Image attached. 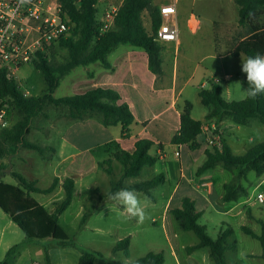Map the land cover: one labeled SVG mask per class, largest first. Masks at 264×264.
Returning a JSON list of instances; mask_svg holds the SVG:
<instances>
[{
  "label": "trees",
  "instance_id": "16d2710c",
  "mask_svg": "<svg viewBox=\"0 0 264 264\" xmlns=\"http://www.w3.org/2000/svg\"><path fill=\"white\" fill-rule=\"evenodd\" d=\"M62 11L72 25L70 35L58 39V46L66 51L63 63L57 66L50 64L45 51L38 50L34 53L30 63L41 72L46 89L42 96L32 97L24 95L16 87L13 77L0 71V99L18 111L22 117L11 127L0 131V159L14 157L19 148L36 151L40 156L44 155L46 148L41 145L30 143L27 136L30 132V122L38 116L45 106L62 108L66 118L72 121H82L96 118L104 127L121 128V133L127 132L133 123V116L125 103H120V96L113 90L96 88L83 94L55 99L52 94L58 86L59 80L67 72L78 66H87L98 62L104 69H110L107 62V54L115 46L130 45L141 48L147 55L148 68L151 73L161 77L160 47L154 40L153 35L146 32L142 23V13L146 12L150 18L151 30L154 34L160 25L158 7L151 0H124L116 17L114 28L103 35L97 34V10L94 8L95 0H81L75 4L71 0H59ZM237 6V25L241 30L231 38L228 54L238 57L243 54L246 59L256 53L264 54V0H233ZM244 90L247 88V80L240 81ZM209 89L198 91L200 103L208 109L204 116L206 121L218 124L224 119H229L235 125L244 126L250 120H256L264 125V94L257 98H245L239 102H226L221 96L220 86L209 83ZM191 116V104L185 102L179 115V130L171 138V144L185 145L190 151L199 148L197 137L201 134L202 123L194 120ZM151 143L146 140H137L133 153L120 151L115 144H110L107 160L100 164L104 167L107 175L111 176L112 162L121 166V175L117 183L113 185L111 193L121 188L134 189L137 192L150 197V191L163 182V176L139 182L131 186H123L124 182L131 178H137L142 169L153 166L157 162L155 157L149 155ZM204 161L196 170L200 176L204 172L220 165L224 171L234 174L235 179L223 186V201L235 202L241 197L242 190L239 180L244 179L246 173L253 172L259 178L264 174V141L249 148L243 155L235 156L231 150L222 143V150L218 152L206 150ZM108 165V166H106ZM10 174L16 181L17 186L5 184L1 178ZM58 185V179L54 178L46 189L37 188L34 181H28L20 174L11 172L6 166L0 165V210L29 240H53L60 246L69 244V238L57 224V217L61 215L71 204L74 193V181L65 178L62 183L63 199L52 214L48 212L30 197V194L49 195L54 192ZM170 214L176 221L179 230L191 232L197 238L195 246L188 247L187 252L206 248L210 252L214 264H226L225 252L236 249L235 242H230L232 236L231 227L220 231L215 239L210 238L205 226L198 224L201 213L198 212L190 198H183L181 206L170 210ZM261 233L255 234L248 227H241L243 234L260 242L262 247L261 258L264 261V222H261ZM129 238L118 241L112 249V253L121 252L127 255ZM10 252V251H9ZM9 252L6 256H8ZM101 257L100 253L82 251L76 264H94ZM46 264H50L45 254ZM6 260V259H5ZM161 253H148L143 257L125 264H163ZM2 264H6L3 261ZM110 264H124L112 262Z\"/></svg>",
  "mask_w": 264,
  "mask_h": 264
},
{
  "label": "crops",
  "instance_id": "0c3cea01",
  "mask_svg": "<svg viewBox=\"0 0 264 264\" xmlns=\"http://www.w3.org/2000/svg\"><path fill=\"white\" fill-rule=\"evenodd\" d=\"M174 17L178 32L176 41L158 43L162 69L161 77H157L149 71L147 55L141 48L119 44L107 54V62L111 67L110 69H104L96 62L87 66L75 67L60 78V80L65 77L68 78L67 91L71 92L70 96L83 94L96 88L115 91L120 96V103H125L128 106L134 121L124 134L121 133L119 126L104 127L98 119L89 117L82 121H72L60 117L58 120H53L55 122L54 125L46 124L45 129L41 131L42 133H39L36 139L38 137L42 139L44 144L39 145L46 148L44 155H39L41 163L49 164L52 169L47 187L50 186L54 178L58 179L56 189L49 194L51 195L50 198H54L63 192V180L71 178L74 181V190L77 186L80 187L83 193L86 194L84 201L89 202L91 199L87 194L93 193L96 190L95 187L102 182L101 179L96 180V176L101 171L100 164L107 160L109 151L113 150L109 149V145L113 143L117 145L120 151L131 154L135 149L137 140H146L152 144L148 152L149 155L155 157L162 164L167 163V171L169 172L166 173H170L173 178V187L160 193V195L164 196L165 202L162 213L166 218L169 217V210L179 208L182 199L185 197L189 198V195L202 200L206 205L213 206L230 220H236L238 217L242 220L243 215H246V208H251L242 199L231 203L224 202L223 186L226 183L216 182L212 175L208 174L210 170L200 176L195 174L197 168L203 163L204 152L206 150L210 151L204 144V136L208 133L201 132L197 137L196 142L200 146L194 151H190L185 145H172L170 141L172 136L179 130V115L185 102H188L191 104L190 117L201 122L202 126H205L210 132L214 129L221 142L228 146L230 150L236 143L241 145L244 142V139L238 134V124L236 125L237 129L234 130L227 123L229 119H224L218 124L213 121H206L204 116L207 114L208 109L204 106L205 111L201 116L202 118L195 117V111L201 105L198 91L209 89V83L219 86L217 77H222L225 80L223 88L220 87L221 96L222 89L226 91L228 99L238 92L236 85L241 84L240 81L246 77L241 71L242 61L246 60V57L240 54L234 58L228 54V51L218 53L215 46L216 27L211 30L203 28L199 16L192 11H180L178 3L176 16ZM142 23L146 32L150 34L151 23L149 29L145 28L143 21ZM211 23L213 24V22ZM213 63H215V66ZM234 88L235 92L233 93ZM239 96H242V93H239ZM53 98L55 97L53 96ZM250 121L244 126L249 125ZM229 122L231 121L229 120ZM248 138L247 142H252V138ZM79 140H84L85 144L81 145ZM113 164L119 168L117 162L111 163L112 168L114 167ZM156 166L157 163L153 164V166L144 167L142 171L145 168L154 169ZM102 174L104 176L103 181L109 188V192L111 188L109 175ZM160 175L163 176L161 184L165 185L167 178L163 172ZM258 179V184L261 185L264 182V174ZM31 181L37 183V178ZM134 184L137 183H130L126 180L123 186ZM43 189H46V187ZM178 193H180V196L175 205L172 206ZM190 199L192 200V198ZM109 201L112 202L108 197L93 207L83 203L79 216L82 215L83 217L86 215L88 218L87 208L89 213H91L93 208L103 206ZM193 203L195 202L193 201ZM40 205L42 206L43 204L40 203ZM119 207L123 210L122 206ZM197 211L201 213V211ZM52 213L48 212V214ZM250 214L251 218H253L252 210ZM174 222L176 223L175 220ZM258 222L261 223L262 221ZM151 223H154L153 219ZM79 226L83 230H88L87 219L83 224L79 223ZM49 240L47 239L46 241ZM11 250L12 248L8 249L6 255L9 251L10 254ZM40 253H37V256L35 255L32 259L28 258L29 260L26 264H46L45 254L48 256L49 263L52 264L51 256L46 249H42ZM9 254L8 256L5 255L6 260L4 259L3 261L9 264L11 259L15 258V264H18L23 255L27 254V249H16L13 256ZM170 256L177 261V253L171 246ZM61 257L65 261L66 256L62 254ZM246 257L249 258L251 256L246 255ZM77 260L76 262H71V264H76Z\"/></svg>",
  "mask_w": 264,
  "mask_h": 264
},
{
  "label": "rangeland",
  "instance_id": "374dc122",
  "mask_svg": "<svg viewBox=\"0 0 264 264\" xmlns=\"http://www.w3.org/2000/svg\"><path fill=\"white\" fill-rule=\"evenodd\" d=\"M169 0H152L153 5L159 6L163 3H167ZM178 9L180 11H192L199 16L202 21L203 28L211 30L215 29V46L218 53H223L229 50L230 40L241 30L237 25V6L233 0H177ZM142 21L146 29H149L150 18L146 12L142 13ZM213 22V24L211 23ZM228 25V26H224ZM72 26V25H71ZM65 34V37L70 35V29ZM30 28V27H23ZM35 37V33L29 35L27 42L31 43ZM45 55L53 66L60 65L66 58V51L58 46V40L54 41L49 48L46 49ZM216 63V62H215ZM215 63L213 65L215 66ZM206 65V63H205ZM11 77L14 78L16 87L24 95L38 97L42 96L46 89L43 76L40 71L36 70L31 63L25 64L18 68L17 71L11 72ZM246 76V74H245ZM246 78V77H245ZM219 86L223 88L225 80L222 77H217ZM68 78L60 80L58 89L54 93L55 98H63L70 96L71 92L67 91ZM237 93L233 94L228 99L226 91L222 89V97L228 101L239 102L245 98V90L241 84L236 85ZM241 91V92H240ZM235 92V88L233 93ZM242 93V96H239ZM205 109L203 106H198L195 111V117L202 118V114ZM66 112L62 108H56L53 106H45L43 111L36 116L30 122V132L27 136V141L34 144H44L39 137V133L45 129L46 124H55L54 119L65 118ZM22 115L9 107L7 118L9 127H11L16 121L21 119ZM227 123L237 129V126L229 122ZM208 127V126H207ZM238 134L244 139V142L232 147V154L235 156H241L245 150L251 148L253 145L264 141V125L260 124L256 120H251L247 126H239ZM236 134V133H234ZM252 138V142H247ZM81 145L85 144L84 140H79ZM204 161V160H203ZM157 166L154 169L145 168L138 178L129 179L127 182L139 183L153 179L160 175L162 172L167 178L165 185L159 184L158 187L153 189L150 193V197H147L141 192H137L140 195L142 203L146 204L147 219L143 223H137L136 219H127L123 210L119 205L112 201L107 202L103 206L93 208L89 213L88 218L82 215L79 216L80 208L82 204L93 207L106 200L111 193V189L114 184L117 183L121 174V166L119 168L115 165L113 167L112 175L110 179V191L103 181L105 173L104 167H101V171L96 176V180L101 179V184L95 187L93 193H88L87 196L91 199L89 202L84 201L86 194L83 193L80 187H76L73 193L72 203L69 208L61 213L57 217V224L61 230L69 238V244L60 246L53 240H29L23 233L11 222V220L0 210V264L6 259V252L11 249L10 256H13L16 249L25 248L27 254L23 255L18 264H26L28 258H34L42 252V249H46L51 256L52 264H71L76 262L79 254L82 251L97 252L101 254V257L97 258L95 264H110L112 262L128 263L135 261L148 253H161L163 255V264H214L210 257L208 249H198L192 252H187L188 247L195 246L198 241L195 235L191 232H183L179 230L177 224L174 222V218L170 214L169 217L162 213L164 206V196L160 195L161 191L170 190L173 185V178L167 171L168 164H162L156 162ZM0 165H4L11 172L20 174L28 181L37 178V188H45L49 184V180L52 174V169L49 164L41 163L39 154L36 151L19 148L14 157L1 158ZM108 166V165H106ZM175 167V166H173ZM237 168L234 170V174L224 171L220 165H217L214 170L208 171L209 175H212L216 182H225L226 184L232 182L236 176ZM106 174V173H105ZM258 178L254 176L253 172L246 173L244 179H240V185L242 190L239 192V196L245 201L248 207L246 208V215H243L242 220L238 217L236 220H230L228 217L222 215L213 206L206 205L202 200L192 197L196 209L201 211V216L198 219V224L205 226L207 234L210 238L215 239L218 233L224 230L226 227L232 228V236L230 242H235L236 251L226 252L225 259L226 264H264L262 255V247L260 242L250 238L241 231V226L250 228L256 234L261 233V224L258 221L264 222V203H258L255 197L258 193L264 192V182L259 185ZM1 181L5 184L17 186V181L10 175L5 174ZM105 183V184H104ZM180 193H178L172 203L175 205ZM30 197L37 203H42L43 208L47 212H54L55 208L63 199V192L54 198H50L51 195L45 194H30ZM248 203V204H247ZM251 205V206H250ZM246 206V207H247ZM245 207V206H244ZM251 209L253 218H251ZM87 219L88 230H83L79 226V223L83 224ZM154 223H151V220ZM129 238V248L127 255L121 252L112 253V249L115 244L124 239ZM170 246L177 253V261L170 256ZM41 254V253H40ZM62 254L66 256L65 261L62 260ZM246 255L251 257L247 258ZM15 258L11 259L9 264H15ZM40 259V258H38Z\"/></svg>",
  "mask_w": 264,
  "mask_h": 264
},
{
  "label": "built area",
  "instance_id": "2783aa9c",
  "mask_svg": "<svg viewBox=\"0 0 264 264\" xmlns=\"http://www.w3.org/2000/svg\"><path fill=\"white\" fill-rule=\"evenodd\" d=\"M71 1L79 4L81 0ZM123 1L95 0L98 35L114 28ZM177 3V0H169L158 6L160 25L154 34L150 28V35L157 43L176 41L178 32L174 16ZM70 26L59 0H0V71L5 70L10 76L11 72L30 63L36 51L50 47L60 37L64 38ZM32 33L35 37L28 43ZM7 113L8 105L0 99V131L9 127ZM201 132L208 133L204 136V144L210 151L222 150V142L214 129L210 132L202 126ZM255 200L264 203V192L258 193Z\"/></svg>",
  "mask_w": 264,
  "mask_h": 264
},
{
  "label": "clouds",
  "instance_id": "9594fccd",
  "mask_svg": "<svg viewBox=\"0 0 264 264\" xmlns=\"http://www.w3.org/2000/svg\"><path fill=\"white\" fill-rule=\"evenodd\" d=\"M241 71L246 74L247 96L257 98L264 94V54L256 53L242 61ZM109 199L123 207L127 219H136L138 223H143L148 218L146 204L142 203L140 195L134 189L121 188L110 193Z\"/></svg>",
  "mask_w": 264,
  "mask_h": 264
}]
</instances>
